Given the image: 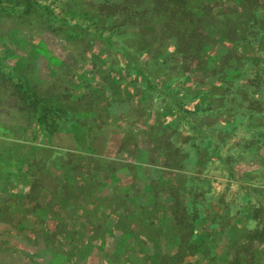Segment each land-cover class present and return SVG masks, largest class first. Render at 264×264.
Wrapping results in <instances>:
<instances>
[{
  "label": "trees",
  "instance_id": "trees-1",
  "mask_svg": "<svg viewBox=\"0 0 264 264\" xmlns=\"http://www.w3.org/2000/svg\"><path fill=\"white\" fill-rule=\"evenodd\" d=\"M74 1L80 5L78 16L91 14L95 26L93 32L102 28L109 34L95 39L94 34L79 35L72 30L66 32L62 29L54 31L55 39L60 40L58 42H68L71 39L69 34H72L73 40L77 42L75 47L83 49L78 57L70 59L73 66L76 67V63L83 59L81 55L89 49L91 41L92 45L98 43L102 47L99 56L106 60L108 69L112 71L118 68L125 73V64L132 60L137 76L147 70L144 81L148 84V61L157 63V58L167 51L163 63L166 64L167 59L171 61L170 72L159 80L157 86L160 94L166 95L171 103L182 106V97L187 93L180 92L178 98L174 96V90L179 89L181 81L184 84L191 81L195 86L190 95L203 97L199 100L203 104L194 105V108H207L217 103L225 107L226 111L264 110V95L260 91L264 89V0H136V3H133L135 0H122L121 3L116 0ZM195 6H199V12L193 11ZM107 22H110L108 27ZM150 29L157 37L146 35L145 31ZM50 54V48L43 46L40 59L46 76L42 81L46 84L59 81L61 85L63 81H68L65 82L67 102L61 101L60 94L58 105L55 103L54 107H59L62 115L69 118L68 131L61 137L69 140L70 150L64 157L66 162L56 165V170L49 168V165L47 172L30 183L26 194L18 196L13 203L10 199L17 195V190L9 193L8 189H3L5 196L0 198V224L5 229H0V264H84L94 254V249H102L99 257L103 263L109 260L120 262L124 258L126 244H135L136 236L131 239L115 236L117 244L114 251L109 250L107 238L122 232L123 221L151 212L145 211L140 203L143 194L139 195V179L135 178L133 172L142 171L152 186L153 173L179 170L181 159L188 156V152L180 151L179 140L183 136L187 140L194 139L189 132L197 125L199 116L189 117L185 125L176 127L170 135L163 133L159 141V144L163 143L162 147L154 145L156 141H149L146 146L132 143L135 139L133 130L124 124L120 125V131L115 130V133L105 136L96 131L103 130V124L116 128L114 122L106 123L111 116L122 123L124 117L130 121V107L146 111L148 107L145 103L135 100L141 85L134 82L127 88L134 91L132 98L112 94L103 100L105 109L99 108L97 98L93 97L96 92L88 91L89 86L78 88L71 77V70L65 71L62 66H57ZM94 65L95 62H92V68ZM57 72L59 77L56 76ZM19 83L17 81L14 87ZM30 98L27 97L28 100ZM72 98L76 102L73 103ZM34 101L33 118L41 122V114L47 106L37 99ZM227 103L230 106L227 107ZM115 106L123 109L114 111L112 108ZM152 120L151 114L148 123ZM79 121L80 128L75 130L73 125ZM158 126L163 131L169 128L167 123ZM138 134L141 135V131L138 130ZM140 150L147 155L143 156ZM79 151H84V156H75ZM34 160L40 161L38 158ZM127 181L131 182L128 184ZM170 186L174 196L165 198L167 201L163 204V211L167 210L171 214L165 226L173 228L179 220L186 221L188 210L184 205V189ZM151 201L147 202V206ZM195 214L194 223L200 219L196 211ZM213 215L222 220L231 219L226 214H213L206 209L204 217H201L200 228L209 232V221ZM252 219L245 224L244 239L250 246L257 247L264 237L256 235L255 220L259 218L254 216ZM241 221L244 223L245 218ZM22 223L29 225L26 232L20 229ZM221 228L231 231L234 226L224 223ZM135 230L136 226L132 224L130 231ZM17 233L22 235L18 238L20 242L26 241V249L11 246L6 241ZM192 235L186 232L177 242H173L167 232L166 236L161 233L146 237L149 245L159 246V251L141 256L148 257L147 260L152 258L153 264H192L187 258L200 256L196 248L200 242H194L192 245L195 247L187 245L186 236L190 239ZM232 237L223 239L225 251L220 259L213 254L219 245L210 244L211 252L207 253L209 257H206V264L218 261L222 264H238L237 254L231 251ZM99 239L102 244L97 246L95 241ZM187 250L191 253L187 254ZM131 251L136 253V249ZM200 257L204 259V256ZM244 259L250 264L247 256Z\"/></svg>",
  "mask_w": 264,
  "mask_h": 264
},
{
  "label": "rangeland",
  "instance_id": "rangeland-1",
  "mask_svg": "<svg viewBox=\"0 0 264 264\" xmlns=\"http://www.w3.org/2000/svg\"><path fill=\"white\" fill-rule=\"evenodd\" d=\"M103 1L105 0H100ZM116 1L122 2V0ZM193 11L199 12V6H195ZM78 13H80V5L74 0H0V198L5 196L2 193L5 188L9 193L17 190V195L10 199L11 203L18 196L23 197L28 191V185L38 179L43 172H47L49 165V168L54 170L56 165L66 162L64 157L70 150L69 140L61 137L68 131L69 118L62 115L59 107H54L55 103L58 105L60 94L61 101L67 102L68 92L65 82L68 81H63L62 85L59 81L50 84L42 81L45 79L46 70L41 65L40 57L43 46H46L50 48V55L55 58L57 66H62L65 71L71 70V77L74 78V84L78 88L82 85L89 86L88 91L96 92L93 97L97 98L99 108L105 109L103 100L112 94L132 98L135 93L127 88L134 82L141 85L135 100L144 102L148 107L146 111L130 107L132 110L130 121L126 119L128 117H124L121 123L114 118L115 116H111L112 118L106 123L114 122L117 127L110 128L103 124V130L96 131L98 133L107 136L115 133V130L120 131V125L124 124L133 130L135 139L132 143L146 146L149 141L150 143L156 141L154 145L162 147L163 143L159 144V141L163 133L170 135L173 129L185 125L189 117H194L196 114L199 116L197 125L189 132L193 134L194 139L187 140L186 136H183L179 140L180 151L188 152V156L181 159L182 166L179 170L166 172L161 169L162 171H157L153 175L151 173L152 186L148 184V179L143 176L142 171L133 172L135 178L139 179V195L143 194L145 199L140 203L145 211L151 210V212L149 215H140L138 218L123 221L122 232H115L116 235L108 237L107 246L109 250H115L117 244L115 236L131 239L135 235L137 238L135 244H126L124 258L120 262L109 260L103 263L99 257L102 249H94V254L84 264H153L152 258L147 260V256V258L142 256L147 253L156 254L159 246L149 245L146 237H154L161 233L166 236V232L172 237L170 239L173 242H177L186 232L192 233L190 239L186 236L189 247L196 241L200 242L196 248L204 259L196 255L187 258L192 264H195L196 259H198L196 264H206L208 260L206 257H209L207 253L211 252V243L219 245L213 254L218 259L222 258L225 251L223 239H228L231 235L233 236L230 241L231 251L237 254L238 264H248L244 256L248 257L250 264H264V238L260 239L261 243L257 247L250 246L244 239L245 224L250 223L254 216L259 218L255 220L256 235L264 237V110L226 111L225 107L218 106L217 103L207 108H194V105L203 104V101H199L203 97L191 94L194 98L192 100L190 93L195 83L191 81L186 84L181 81L179 89L174 90V96L178 98L181 96L180 92L187 93L182 97V106L171 103L166 95L160 94L157 86L159 80L170 72L171 61L167 59V63H163L168 55L167 51L157 58V63L148 61L150 73L148 84L144 81L147 78V70L146 73L137 76L132 60L125 64V73L118 68L112 71L108 69L106 60H102L99 56L102 47L97 45L98 43L92 45L91 41L89 49L81 55L83 59L76 63V67L73 66L70 59L78 57L83 49L75 47L77 42L73 40L72 34H69L71 39L68 42H58L60 40L55 39L54 31L62 29L66 32L72 30L79 35L94 34L95 39L109 34L102 28L93 32L95 26L91 14L78 16ZM106 25L108 27L110 22ZM145 33L157 37L151 29L146 30ZM92 62H95L94 68L91 66ZM56 76L59 77V72ZM17 81L20 83L14 87ZM260 91L264 95V89ZM29 96L30 100L27 99ZM34 99L47 106L41 114V122L33 118ZM71 101L74 103L76 99L72 98ZM226 106L230 104L227 103ZM112 109L119 111L123 108L115 106ZM195 110L198 112H194ZM151 114L153 120L149 124ZM79 122L73 125L75 130L80 128L81 122ZM166 123L169 126L168 130H161L158 125ZM138 130L141 131V135L138 134ZM139 152L143 156L147 155L143 150ZM75 156H84V151H79ZM37 158L40 159L39 162L34 160ZM127 182L129 184L131 181ZM170 185L184 189L186 200L184 205L188 210L187 223L181 219L173 228L165 226L170 221L167 218L171 214L167 210L163 211V204L167 201L165 198L174 196ZM150 199L152 201L147 206ZM206 209L213 214H226L231 219L222 220L217 215H213L207 232L200 228L203 219L201 217H204ZM195 211L200 219L194 223L193 219L197 216ZM232 215L236 216L232 217ZM188 216L190 217L187 218ZM243 218H245L244 223L241 221ZM224 223L234 228H231V231L222 229ZM132 224L136 226V234L130 231ZM28 226L24 223L20 229L26 232ZM157 228L159 230H156ZM0 229L3 231L4 225L0 224ZM21 237L22 235L17 233L6 241L11 246L26 249V241L18 240ZM95 243L97 246L101 245L102 240L99 239ZM133 249H136V253L131 251ZM186 253L191 252L187 250ZM214 263L222 264L219 261Z\"/></svg>",
  "mask_w": 264,
  "mask_h": 264
}]
</instances>
